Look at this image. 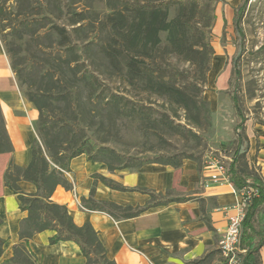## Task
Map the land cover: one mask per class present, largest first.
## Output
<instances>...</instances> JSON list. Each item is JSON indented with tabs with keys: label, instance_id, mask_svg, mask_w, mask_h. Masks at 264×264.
Returning <instances> with one entry per match:
<instances>
[{
	"label": "trees",
	"instance_id": "16d2710c",
	"mask_svg": "<svg viewBox=\"0 0 264 264\" xmlns=\"http://www.w3.org/2000/svg\"><path fill=\"white\" fill-rule=\"evenodd\" d=\"M7 1L1 0L0 3V33L19 86L39 111L37 131L41 143L36 142L33 146L32 160L27 167H20L11 160L5 173V186L12 187L18 192L20 209L27 212V217L22 220L19 231V238L25 244L14 246L10 258H4L7 241L0 238V264H38L37 257L28 248V244L36 234L46 230L55 232L49 240L52 245L60 242L77 244L86 259V264H116L109 258L104 244L90 223L77 225L66 206L52 201L58 186L67 190L73 189V184L66 176V173L71 171V161L86 155L89 160L103 163L110 172H114L121 169H140L146 164L153 163L179 168L186 159L195 162L197 160L190 156L181 157L175 154L136 165L124 163V157L114 149L95 145L90 138L79 135L78 132L84 130L81 127L82 121L79 115L74 113L75 116H68L69 111L74 109L70 100H67L69 95H73L72 90L66 88L62 91L61 98L67 102L63 109L66 111L67 118L62 117L55 113L57 111H55L51 90L43 86L45 83L49 85L53 83L55 71L49 69L44 74H40L38 70H35V66L25 64V58L21 55L18 40L23 38L20 31L19 34L16 33V29L29 28L32 26L31 22L21 21L20 26L13 29L15 33H4L7 26L2 23L7 20ZM25 1L30 5V0ZM105 1L111 12L100 26V30L108 34V41L102 46L101 52L115 72L118 82L133 87L142 86L149 94L165 98L164 100L171 105L185 112L189 124L198 125L202 111H206L208 104L202 98V86L207 82V74L215 54L211 37L217 20L216 6L224 0ZM244 9L245 5L242 4L235 11L233 19L235 30L241 38L244 36L242 27ZM70 13L66 26L54 25L50 33H47L48 36L56 35L57 47L60 48L53 58V64H56L55 66L61 71L60 81L62 82L66 81L79 86L86 82L94 83L97 77L87 70H79L78 48L80 46L75 40V37L85 33L89 26L84 23L87 19L86 13L84 11ZM37 32V29L32 32L31 37ZM162 34H165V40L162 39ZM93 46H97L95 39L88 41L83 48L91 49ZM71 56L72 58H69ZM240 56L239 51L234 59L237 75L240 74L238 72ZM171 58L189 63L194 70L192 76H186V81L182 85L178 86L175 79H178L177 76L180 75L185 77V73H179L178 69L173 72L175 67L170 64ZM165 62L169 63L166 64L169 68L165 67ZM36 81L40 85L35 87ZM106 98L107 105L116 106L120 112H128L129 116H139L142 122L150 124L160 122L177 133L185 130L194 136L197 135L181 124L176 125L171 119L172 115H161L160 119L153 120L148 109L134 105L126 95L110 92L107 93ZM54 100L58 103L62 99L57 97ZM79 100L83 103L82 97ZM232 101L239 123L236 126L237 138L232 160L228 166V174L237 190L250 187L257 191L242 226L240 247L245 252L240 254L241 264H263L261 250L264 247V177L259 175L255 168H250L247 162L250 140L244 125L246 116L239 97L234 95ZM78 108L76 107L77 112ZM13 151V144L0 111V154ZM94 179L102 181L111 189L126 190L104 177L95 175ZM21 181L33 183L37 187V193L27 195L22 192L19 187ZM151 197L154 201L155 196L151 195ZM175 200L178 201V199ZM167 203L168 201L158 202L154 205ZM83 204L89 210L105 212L115 219L135 218L146 210L141 207H122L112 202H97L92 198L84 200ZM1 224L0 219V226ZM208 256L211 255L208 254ZM198 263L199 261H195V264Z\"/></svg>",
	"mask_w": 264,
	"mask_h": 264
},
{
	"label": "rangeland",
	"instance_id": "374dc122",
	"mask_svg": "<svg viewBox=\"0 0 264 264\" xmlns=\"http://www.w3.org/2000/svg\"><path fill=\"white\" fill-rule=\"evenodd\" d=\"M26 2L7 1V20L2 23L7 26L4 33H15L13 29L18 28L21 21L31 22L32 26L29 28L16 29V33L19 34L20 31L23 38L18 40L21 55L25 58V64L35 66L40 74L49 69L55 71L53 83H45L43 86L51 90L57 111L55 113L62 117L66 116L63 109L67 104L61 98L62 91L66 88L72 90L73 95H69L67 100H70L74 109L69 111L68 116H75L74 113L79 115L81 127L84 128L82 132H78L79 135L90 138L95 145L114 149L124 157V163L136 165L177 154L181 157H193L201 169H206L209 156L229 166L237 138L236 126L239 123L232 101V97L236 95L246 116V133L257 138L256 150L253 154H247V162L250 168H255L264 177L263 167L259 165L262 162L261 144L257 134V129L264 127V0H224L217 4V20L211 37L215 54L207 74V82L202 86V98L208 104L196 126L189 124L185 112L171 105L165 98L149 94L142 86L133 87L118 82L115 72L101 52L102 46L108 41V34L101 31L100 26L111 12L105 0H30V5ZM242 4L245 9L242 15L244 36L241 38L232 19ZM72 11H84L87 17L84 23L89 25L85 33L75 37L80 46L79 70H87L97 77L94 83L86 82L80 86L60 81L62 73L53 64V58L60 50L57 47L58 38L56 35H47L54 25L66 26ZM36 29L37 34L31 37L30 34ZM0 36L2 39L1 33ZM92 39L96 40L97 46L83 48ZM162 39L165 40V34H162ZM239 51L240 74L237 75L234 59ZM166 64L169 63H164L169 68ZM170 64L175 67L173 72L178 69L179 73H185V77L180 75L175 79L178 86L186 81V76L193 75L194 70L189 63L171 58ZM34 85L36 87L40 84L36 81ZM20 90L28 100L24 91ZM110 92L126 95L134 105L144 106L152 114L153 120L160 119L161 115H172L171 119L176 125L181 124L197 135L185 130L177 133L160 122L150 124L142 122L139 116L122 113L116 106L107 105L106 97ZM57 97L62 99L58 103L54 100ZM80 97L83 98V103L79 100ZM76 107H79L78 112ZM68 174L66 176L69 179L71 175ZM214 235L215 248L197 260L198 264H228L219 252L220 235L218 232ZM208 254L211 256L207 257Z\"/></svg>",
	"mask_w": 264,
	"mask_h": 264
},
{
	"label": "crops",
	"instance_id": "0c3cea01",
	"mask_svg": "<svg viewBox=\"0 0 264 264\" xmlns=\"http://www.w3.org/2000/svg\"><path fill=\"white\" fill-rule=\"evenodd\" d=\"M0 111L14 148L11 153L0 154V238L7 241L4 250L7 259L12 256L14 246L25 244L19 238V231L27 212L20 209L18 192L5 186L4 176L11 160L23 168L30 164L32 148L40 138L39 111L21 92L1 36ZM257 134L261 144L259 165L264 173V127L258 128ZM248 137L250 155L256 150L257 138ZM70 170L73 189L58 186L52 201L66 206L77 225L90 223L116 264L194 263L215 248L214 234L218 232L221 237L233 206L239 201L230 185L207 187V170L193 160L183 161L179 168L153 163L137 170L110 172L105 164L81 155L71 161ZM95 175L112 180L126 190L111 189L102 181H95ZM19 187L27 195L37 193V187L28 181L19 182ZM151 195L155 196L154 201ZM90 198L146 210L135 218L115 219L105 212L85 208L83 201ZM166 201L165 205H154ZM54 234L46 230L29 241L28 248L36 255L38 264H86L77 244H50ZM261 256L264 264V247Z\"/></svg>",
	"mask_w": 264,
	"mask_h": 264
},
{
	"label": "built area",
	"instance_id": "2783aa9c",
	"mask_svg": "<svg viewBox=\"0 0 264 264\" xmlns=\"http://www.w3.org/2000/svg\"><path fill=\"white\" fill-rule=\"evenodd\" d=\"M205 167L208 173L207 187L210 185H230L233 192L239 197V201L233 206V214L228 218L227 228L221 232L219 250L228 264H241L240 254L245 252L240 249L242 226L247 210L257 191L250 187L237 190L230 181L228 165L223 164L215 157L209 156ZM66 175L69 174L66 173Z\"/></svg>",
	"mask_w": 264,
	"mask_h": 264
}]
</instances>
